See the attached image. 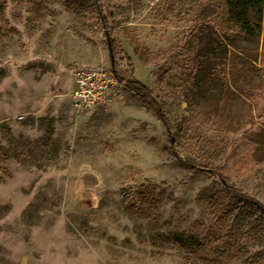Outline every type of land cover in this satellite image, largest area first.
Here are the masks:
<instances>
[{
	"label": "rangeland",
	"instance_id": "rangeland-1",
	"mask_svg": "<svg viewBox=\"0 0 264 264\" xmlns=\"http://www.w3.org/2000/svg\"><path fill=\"white\" fill-rule=\"evenodd\" d=\"M4 1L0 264H264L233 193L264 206V20L249 37L222 0ZM95 2L115 74L151 90L168 131L123 85L73 109L75 70H112Z\"/></svg>",
	"mask_w": 264,
	"mask_h": 264
},
{
	"label": "trees",
	"instance_id": "trees-1",
	"mask_svg": "<svg viewBox=\"0 0 264 264\" xmlns=\"http://www.w3.org/2000/svg\"><path fill=\"white\" fill-rule=\"evenodd\" d=\"M222 3L224 7L227 9V14L225 16L228 17V23L234 22L237 27L239 28L240 33L246 35V36H257V32L260 29V24L258 26H255L252 24L251 20H249V17L251 15H255L258 20H261V18L264 20V17H262L263 11H262V4L263 0H222ZM6 8V2L4 0H0V19L4 17V11ZM94 9L98 16V22L100 25H102L104 30L105 39H107V51L110 56V64L111 68L114 71L115 65H116V59H117V53H116V43L114 40L110 39L108 32L110 31V26L107 23V20L105 16L102 14V11H100L97 3H94ZM223 38L219 37V39L222 42H226L228 45H232V42H234V37L228 34V31L225 30L223 33ZM262 52L260 55V69L263 68L264 70V42L262 47ZM128 65L131 66V62L128 59ZM250 62V61H249ZM233 64L236 69H243L247 66V59L243 58L242 55L236 56L233 59ZM119 81L122 83V85L125 87L126 90L136 95L137 99L139 100L140 104L145 107L146 109H150L152 113L154 114V117L158 123H161L164 125L166 130L168 131V124L166 123V115L162 107H160V104L158 103L157 99L154 95H152L151 90L142 84L140 81L134 79L132 82L130 81H123L118 77ZM195 169H200L196 166H192ZM201 170V169H200ZM206 171V170H205ZM223 183L225 185H228V180L223 178ZM233 191V190H232ZM234 194H237L238 197H240V201L243 202V207L239 208V217L244 222H249L250 224L260 223V228H264V206L261 205L258 201L243 196L239 192H233ZM263 230V229H262Z\"/></svg>",
	"mask_w": 264,
	"mask_h": 264
},
{
	"label": "built area",
	"instance_id": "built-area-1",
	"mask_svg": "<svg viewBox=\"0 0 264 264\" xmlns=\"http://www.w3.org/2000/svg\"><path fill=\"white\" fill-rule=\"evenodd\" d=\"M73 83L76 88L69 94L72 107L86 112L114 103L122 86L115 72L104 67L75 70Z\"/></svg>",
	"mask_w": 264,
	"mask_h": 264
}]
</instances>
